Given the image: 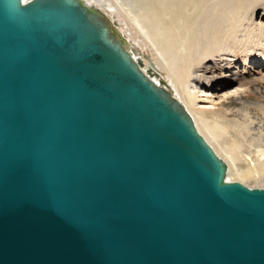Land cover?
I'll use <instances>...</instances> for the list:
<instances>
[{"label":"water","instance_id":"1","mask_svg":"<svg viewBox=\"0 0 264 264\" xmlns=\"http://www.w3.org/2000/svg\"><path fill=\"white\" fill-rule=\"evenodd\" d=\"M83 0H0V264H264V186Z\"/></svg>","mask_w":264,"mask_h":264},{"label":"bare ground","instance_id":"2","mask_svg":"<svg viewBox=\"0 0 264 264\" xmlns=\"http://www.w3.org/2000/svg\"><path fill=\"white\" fill-rule=\"evenodd\" d=\"M83 1L102 11L112 31L126 42L135 58L142 60L144 71L152 64L153 79L180 100L199 132L226 162L228 180L246 185L264 181V138L255 148L245 143L255 121L264 136V119L250 120L246 115L196 109L186 90L195 72L205 74L208 70L206 67L201 70V62L209 53L223 45L232 46L230 39L244 27L252 4L244 0ZM239 1L242 3L238 4ZM123 16L129 21L126 26H132L133 39L120 27L118 20Z\"/></svg>","mask_w":264,"mask_h":264},{"label":"rangeland","instance_id":"3","mask_svg":"<svg viewBox=\"0 0 264 264\" xmlns=\"http://www.w3.org/2000/svg\"><path fill=\"white\" fill-rule=\"evenodd\" d=\"M244 2L252 4V10L241 31L230 39L232 46L223 45L220 50L209 53L201 62V70L205 67L208 70L205 74L195 72L186 90L196 109L246 115L250 120L264 119V0ZM118 21L133 39L132 26H126L128 19L123 16ZM258 126L255 121L246 138L245 143L251 148L264 138ZM257 133L259 139H256ZM248 186H264V181H253Z\"/></svg>","mask_w":264,"mask_h":264}]
</instances>
